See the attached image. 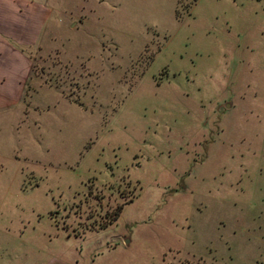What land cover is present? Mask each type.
I'll return each instance as SVG.
<instances>
[{
	"label": "rangeland",
	"instance_id": "1",
	"mask_svg": "<svg viewBox=\"0 0 264 264\" xmlns=\"http://www.w3.org/2000/svg\"><path fill=\"white\" fill-rule=\"evenodd\" d=\"M60 2L0 111V264H264V0Z\"/></svg>",
	"mask_w": 264,
	"mask_h": 264
},
{
	"label": "crops",
	"instance_id": "2",
	"mask_svg": "<svg viewBox=\"0 0 264 264\" xmlns=\"http://www.w3.org/2000/svg\"><path fill=\"white\" fill-rule=\"evenodd\" d=\"M65 8L60 0H0V111H16L19 120L32 111L33 47L53 36L48 22L62 24Z\"/></svg>",
	"mask_w": 264,
	"mask_h": 264
}]
</instances>
